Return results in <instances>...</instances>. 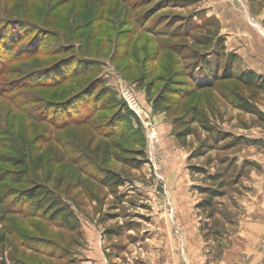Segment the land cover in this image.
<instances>
[{
  "label": "rangeland",
  "instance_id": "obj_1",
  "mask_svg": "<svg viewBox=\"0 0 264 264\" xmlns=\"http://www.w3.org/2000/svg\"><path fill=\"white\" fill-rule=\"evenodd\" d=\"M0 48V195L26 212L0 225V264H91L92 239L106 259L92 264H201L197 248L173 260L182 193L193 238H225L246 220L240 201L264 188V0H0ZM200 60L217 69L212 87ZM24 157L69 219L27 204L12 164ZM112 174L126 184L105 187ZM70 216L79 229L64 226Z\"/></svg>",
  "mask_w": 264,
  "mask_h": 264
},
{
  "label": "crops",
  "instance_id": "obj_2",
  "mask_svg": "<svg viewBox=\"0 0 264 264\" xmlns=\"http://www.w3.org/2000/svg\"><path fill=\"white\" fill-rule=\"evenodd\" d=\"M181 196L183 197L180 199V204L176 206L180 211L178 222L174 225L168 220L164 231L170 236L173 224L174 227L178 225L183 233V240L178 244L177 239L173 241L175 245L173 260L176 258L179 262L184 257L183 251L191 254L193 248H197V255L202 256L201 264H264V188L252 191L245 200L240 201L241 206L248 211L246 220L241 221L233 233L218 240L217 237L204 238V236L198 239L187 234V230L193 227L194 220L190 216L187 218L183 213L191 212L194 206L190 204L187 195L182 193ZM91 241L94 242L95 248L89 249L92 251L90 253L92 257L88 256V262L92 264L98 259L99 262H103L105 259L103 253L98 252L96 241L93 239Z\"/></svg>",
  "mask_w": 264,
  "mask_h": 264
},
{
  "label": "trees",
  "instance_id": "obj_3",
  "mask_svg": "<svg viewBox=\"0 0 264 264\" xmlns=\"http://www.w3.org/2000/svg\"><path fill=\"white\" fill-rule=\"evenodd\" d=\"M5 38H8V37L5 36ZM224 42L225 41L224 40L222 41V38H220V39L216 40L215 45H217V46L220 45V47H219L220 49L226 50V46H225ZM3 50H4L3 48H0V51H3ZM209 63L205 60L204 61L200 60L199 72H200V76L202 77V88L212 87V85L214 84L213 82L215 80H218L217 77L215 76L217 74L216 73L217 69L215 70L212 67L211 62H209ZM58 65H59V62L52 63L50 67L44 68L42 70V72H44V73L50 72L51 70H54L55 68H57ZM2 72L3 71H0V74ZM246 78L244 79V81L246 80L245 83L255 84L257 82L258 76L255 73H252V75H249ZM64 81H62V79H61L59 81H56L55 83H52L51 86L53 85L54 87H59ZM81 92L82 91L73 94L72 96L66 98L63 102L67 103V104H71L77 98L80 97ZM153 106H154V109L156 112L159 111V101L158 100L154 102ZM242 108L248 113L256 114L255 111L251 107H249L248 105H244V106H242ZM193 111H194V113L191 117V125L193 123H195L196 118L198 116L196 109H193ZM185 131H186V133H184V134L181 133V134L177 135V140L179 142H183L184 138H188V137L192 136V134H193L190 129H186ZM12 164H14L13 165L14 167L22 169V173L25 174V175H23V177L15 179V183L22 186L23 188L27 189L25 191V195L29 201V203H27V204H31V206L33 208H35L38 211L41 210L42 212H44L46 210V208L50 207L51 211L48 212L47 211L48 209H47L45 211V215L50 220H52V222H57L58 220H60L62 218L61 216H63V215L68 217V214H69L68 207L63 202V200L59 197H54V196L52 197V195L50 194L49 191H47L46 189H43L42 187L36 186V183H34L32 181V179L30 177V172L32 175H34V173L32 172L33 171L32 169L35 168L34 169V170H36L35 173H37L38 172V170H37L38 165H36V164L33 165V163L31 164L29 162V160L27 159V157H24L23 159H18L16 161H14ZM33 166H34V168H33ZM192 170L196 173H202L203 172V170H201L199 168H192ZM4 182H5V179L0 178V192H1V184ZM103 184L105 187H109V188H120V187H123L126 184V182H125V179H123L120 175L112 174V177H110L109 179H105L103 181ZM201 192L202 193H209L210 191H204L202 189ZM209 196H211V198L208 200H205L202 203V205H199V207H201L202 209H205L207 207H211L213 198L217 197L218 195L210 193ZM44 202L48 203V206H46L45 209H44V206L42 207ZM14 206L15 205L13 204L11 207V209H12L11 211L20 210L21 213H23V214L26 213L22 209H19L18 207H14ZM7 207H9V206H7ZM7 207L4 204V197H2L0 195V225L4 222L5 217L9 214V212H11V211H7V210H10V208L8 209ZM70 217L71 218H70L69 222H67L69 217H68V219H64L65 220L64 226L70 228V230L79 229V226L77 224H75L76 219L73 221L72 216H70Z\"/></svg>",
  "mask_w": 264,
  "mask_h": 264
},
{
  "label": "built area",
  "instance_id": "obj_4",
  "mask_svg": "<svg viewBox=\"0 0 264 264\" xmlns=\"http://www.w3.org/2000/svg\"><path fill=\"white\" fill-rule=\"evenodd\" d=\"M123 95H124V98L126 99V101L129 103L131 110H133L137 115L140 116V113H142V109H141L140 105L136 102V100L133 98V96H131L130 91L127 89H124ZM146 126L149 128L150 135L156 139H159V138H157L156 129L151 125V123L148 122L146 124ZM182 263L183 262L181 261V264Z\"/></svg>",
  "mask_w": 264,
  "mask_h": 264
}]
</instances>
